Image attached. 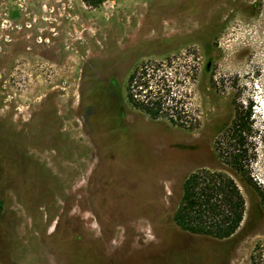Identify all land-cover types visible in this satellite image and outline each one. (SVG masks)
<instances>
[{
    "label": "rangeland",
    "instance_id": "374dc122",
    "mask_svg": "<svg viewBox=\"0 0 264 264\" xmlns=\"http://www.w3.org/2000/svg\"><path fill=\"white\" fill-rule=\"evenodd\" d=\"M174 52L194 130L125 98L137 64ZM233 99L264 192V0H0V264L264 263V205L216 149ZM200 168L245 198L229 238L173 220Z\"/></svg>",
    "mask_w": 264,
    "mask_h": 264
},
{
    "label": "trees",
    "instance_id": "16d2710c",
    "mask_svg": "<svg viewBox=\"0 0 264 264\" xmlns=\"http://www.w3.org/2000/svg\"><path fill=\"white\" fill-rule=\"evenodd\" d=\"M103 1L87 0L92 6ZM180 54L174 52L161 60L137 64L127 77L125 98L132 108L150 119L163 120L184 130H194L200 125V119L189 107V101L180 88L190 70L183 73L173 65L181 58ZM232 106L233 119L222 138L216 141V149L255 190L264 205V192L260 184L253 180L250 170L254 158L249 140L253 127L252 105H244L233 99ZM245 208V198L231 175L200 168L183 180L173 220L182 230L192 234L225 239L239 229ZM250 261V264H264L261 256L255 253Z\"/></svg>",
    "mask_w": 264,
    "mask_h": 264
}]
</instances>
